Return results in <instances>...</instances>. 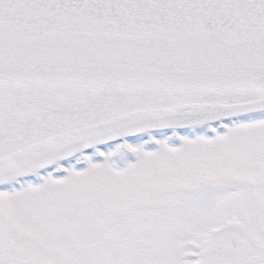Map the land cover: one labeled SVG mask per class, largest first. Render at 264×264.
Returning <instances> with one entry per match:
<instances>
[{
	"label": "snow or ice",
	"instance_id": "1",
	"mask_svg": "<svg viewBox=\"0 0 264 264\" xmlns=\"http://www.w3.org/2000/svg\"><path fill=\"white\" fill-rule=\"evenodd\" d=\"M0 264H264V0H0Z\"/></svg>",
	"mask_w": 264,
	"mask_h": 264
}]
</instances>
